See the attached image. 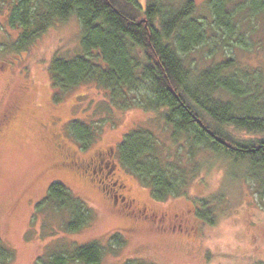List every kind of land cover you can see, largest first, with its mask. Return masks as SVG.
<instances>
[{
    "label": "trees",
    "instance_id": "trees-1",
    "mask_svg": "<svg viewBox=\"0 0 264 264\" xmlns=\"http://www.w3.org/2000/svg\"><path fill=\"white\" fill-rule=\"evenodd\" d=\"M203 8L205 13L195 0H12L10 5L9 20L21 28L17 49L55 22L77 18L78 50H57L48 64L54 90L92 82L105 93L107 113L137 107L164 123L168 146L146 127L132 129L116 146L121 164L158 201L185 191L201 152L239 164L243 176L264 187V67L237 59V51H251L257 43L264 0H205ZM225 45L232 56L206 65L193 61L194 51L207 47L211 55ZM69 131L85 147L97 129L74 120ZM43 203L67 213L65 232L78 231L91 219L90 208L60 181L49 185ZM200 203L199 216L212 223L209 200ZM123 243L114 239L112 249ZM103 251L98 241L70 243L34 264H100ZM13 254L0 233V264H10Z\"/></svg>",
    "mask_w": 264,
    "mask_h": 264
},
{
    "label": "rangeland",
    "instance_id": "rangeland-1",
    "mask_svg": "<svg viewBox=\"0 0 264 264\" xmlns=\"http://www.w3.org/2000/svg\"><path fill=\"white\" fill-rule=\"evenodd\" d=\"M195 1L198 10L205 13V0ZM11 2L0 0V119L17 95L24 109L0 132V233L14 253L10 264H34L51 249L92 241H98L104 250L100 264H123L129 259L147 264L263 263L264 187L243 176L239 164L201 152L195 161L200 164L198 171L190 176L184 192L164 201L152 198L149 186L121 164L116 146L137 127L150 128L168 146L169 131L164 123L154 112L137 107L125 111L114 108L107 113L105 93L92 82L66 91L54 90L49 61L57 50L66 54L78 50V20L70 16L55 22L17 49L14 43L21 28L9 20ZM263 30L255 36L257 43L251 51H237L241 65L264 67ZM219 48L215 54L210 55L206 47L191 56L194 62L205 65L232 56L230 46ZM20 85L29 88L21 90ZM52 114L60 119L55 129H46L43 123L47 124ZM74 120L97 129L85 147L69 131ZM53 131L80 157L112 149L110 161L104 160L102 166L114 165L115 176L126 184L137 208L145 207V212L139 217L129 208H114L97 185L78 174L84 170L100 174L96 157L89 165H59L58 161L71 158L55 148ZM262 177L264 180V174ZM54 181L63 183L90 208L91 219L80 230L65 232L67 213H55L47 204H40ZM203 199L210 202L212 223L198 214L204 209ZM143 215H150L149 219ZM114 239H124V243L112 249Z\"/></svg>",
    "mask_w": 264,
    "mask_h": 264
},
{
    "label": "flooded vegetation",
    "instance_id": "flooded-vegetation-1",
    "mask_svg": "<svg viewBox=\"0 0 264 264\" xmlns=\"http://www.w3.org/2000/svg\"><path fill=\"white\" fill-rule=\"evenodd\" d=\"M19 88L21 90L28 89V85H20ZM20 90V89H19ZM21 109H24V102L21 98L17 96L13 97L9 103V108L6 110L5 113H3L2 118L0 119V132L2 131V127L7 126L10 121L16 117V115L20 112ZM59 117L52 114L49 121L46 123H43V126L47 129V127H50L52 129H55L59 121ZM53 140H54V146L55 148L62 154L64 157H67V155L71 158L70 161H62L59 162V165H63L69 168H72V164H78V165H89L95 161V157L97 158L96 165L101 166V173L100 174H94L93 172H89L88 170L81 171L78 173L80 176L85 178V180L89 181L90 183H93L94 185H97V187L101 190V192L104 194L105 198L108 201L112 202V206L114 208L119 210H127L129 208L130 212L135 213L140 217L142 214V211L145 212L146 208L144 207L143 210H140L137 208L136 202L134 199L130 198L128 195V187L126 184L122 181V179L118 178L114 174V165L110 168L105 165L102 166L104 163V160L109 159L112 154V149L106 150V152L97 151L94 153V156H88V157H80L76 153L75 150H72L69 146H67L64 142L61 141L59 138V134L54 133L53 131ZM66 152V153H65ZM105 158V159H104ZM108 163V162H107ZM51 166V165H50ZM104 168V170H103ZM113 177V178H111ZM145 218L149 219L150 215H143Z\"/></svg>",
    "mask_w": 264,
    "mask_h": 264
}]
</instances>
